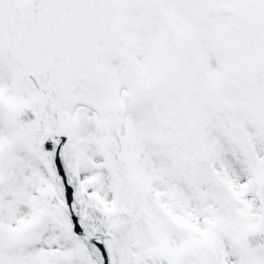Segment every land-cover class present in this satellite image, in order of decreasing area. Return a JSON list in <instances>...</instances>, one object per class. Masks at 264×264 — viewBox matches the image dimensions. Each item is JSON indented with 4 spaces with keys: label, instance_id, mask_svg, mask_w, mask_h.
Listing matches in <instances>:
<instances>
[{
    "label": "snow or ice",
    "instance_id": "obj_1",
    "mask_svg": "<svg viewBox=\"0 0 264 264\" xmlns=\"http://www.w3.org/2000/svg\"><path fill=\"white\" fill-rule=\"evenodd\" d=\"M0 264H264V0H0Z\"/></svg>",
    "mask_w": 264,
    "mask_h": 264
}]
</instances>
